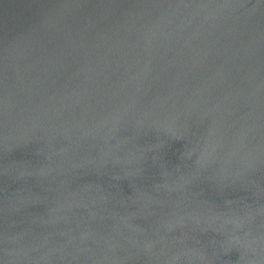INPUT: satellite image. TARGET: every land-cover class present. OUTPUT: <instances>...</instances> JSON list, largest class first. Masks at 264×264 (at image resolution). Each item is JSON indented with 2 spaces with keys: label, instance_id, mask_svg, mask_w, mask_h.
I'll use <instances>...</instances> for the list:
<instances>
[{
  "label": "water",
  "instance_id": "95a60500",
  "mask_svg": "<svg viewBox=\"0 0 264 264\" xmlns=\"http://www.w3.org/2000/svg\"><path fill=\"white\" fill-rule=\"evenodd\" d=\"M0 264H264V0H0Z\"/></svg>",
  "mask_w": 264,
  "mask_h": 264
}]
</instances>
